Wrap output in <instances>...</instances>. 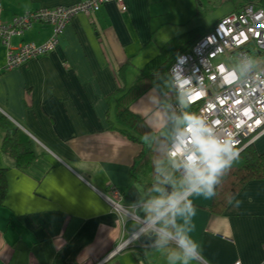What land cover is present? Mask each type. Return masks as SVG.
Wrapping results in <instances>:
<instances>
[{
    "label": "crops",
    "instance_id": "obj_1",
    "mask_svg": "<svg viewBox=\"0 0 264 264\" xmlns=\"http://www.w3.org/2000/svg\"><path fill=\"white\" fill-rule=\"evenodd\" d=\"M80 1L0 0V21L8 26L28 12ZM239 1L229 13L240 8ZM214 2L124 0V12L114 2L106 3L90 16L72 18L52 53L10 71L5 70L6 47L0 42V113L36 146V158L25 170L13 167L0 150V168L7 169V194L0 204V264H51L56 256L62 264H100L133 233L126 237L130 222L148 221V203H142L140 185L130 176L140 146L108 128L114 104L107 97L119 86L125 90L132 85L126 74L137 72V77L139 61L145 65L169 39L198 28L190 27L192 19ZM221 18L208 28L201 22L204 32ZM50 35V26L35 24L11 36L9 45L41 44ZM171 96L162 80L131 110L165 136ZM253 145L263 153L264 135ZM113 189L121 212L105 198ZM212 198L190 196L196 215L175 218L185 230L194 225L188 234L200 248L197 264H264V181L244 185L221 214L208 210ZM164 226L163 221L155 224ZM168 230L174 231L171 225ZM173 251H180L174 240L160 248L137 240L104 264H182L169 261Z\"/></svg>",
    "mask_w": 264,
    "mask_h": 264
},
{
    "label": "built area",
    "instance_id": "obj_2",
    "mask_svg": "<svg viewBox=\"0 0 264 264\" xmlns=\"http://www.w3.org/2000/svg\"><path fill=\"white\" fill-rule=\"evenodd\" d=\"M109 2H114L121 12L126 10L124 0H84L69 6L28 12L14 17L8 26L0 21V42L6 47L5 70L16 69L52 53L72 18L80 14L90 16ZM35 24L51 27V35L44 43L10 47L11 36H19ZM219 57H225V61L213 63ZM169 78L175 95L167 101L170 114L202 117L218 138L234 142L238 154L252 145L264 135V5L249 4L221 18L189 52L176 59L169 69ZM175 138L176 134L167 152L171 161L174 160L169 152L174 147ZM177 171L183 179V169L177 168ZM105 198L115 211H123L118 204L117 190H111V195ZM154 227L155 224L149 222L141 225L100 264L130 248Z\"/></svg>",
    "mask_w": 264,
    "mask_h": 264
},
{
    "label": "trees",
    "instance_id": "obj_3",
    "mask_svg": "<svg viewBox=\"0 0 264 264\" xmlns=\"http://www.w3.org/2000/svg\"><path fill=\"white\" fill-rule=\"evenodd\" d=\"M229 1L234 3L236 0ZM240 1L241 5L238 10L249 4L264 5L262 0L263 4L260 3V0ZM213 27L207 32L194 28L169 39L160 48L159 53L140 70L137 79L127 90H123L124 87L119 86L107 97V100L114 104L107 116L108 128L117 131L140 146V153L132 164L130 176L140 185L142 203H149L155 198L182 190V178L170 166L157 168L160 159H166L165 156L168 158L167 152L170 141L165 138L162 131L152 130L140 116L134 114L131 106L144 93L169 77V69L176 59L189 52L193 45L206 36ZM256 56H258L257 53ZM122 76V73L117 74L118 78ZM120 81L122 80L120 79ZM172 116L174 118L183 117L180 115ZM0 135L2 140L0 144L1 153L12 159L13 167L19 170L27 169L36 158L34 142L1 113ZM6 170V168H0V204L3 203L7 194ZM251 181H264V152L258 153L253 144L246 147L232 161L230 168L225 170V174L220 177V181L214 189L215 196L212 198V204L208 210L212 213H223L240 189ZM167 186L169 190H172L171 193L165 192ZM137 218L139 217L137 216ZM139 226L140 223L137 221L130 222L129 230L131 231L127 232L126 237L140 228ZM51 264H62L59 256L53 258Z\"/></svg>",
    "mask_w": 264,
    "mask_h": 264
},
{
    "label": "clouds",
    "instance_id": "obj_4",
    "mask_svg": "<svg viewBox=\"0 0 264 264\" xmlns=\"http://www.w3.org/2000/svg\"><path fill=\"white\" fill-rule=\"evenodd\" d=\"M178 124L174 147L169 155L174 160V167L183 169L182 190L151 200L145 206V212L150 224L163 221L165 225L156 232V246L160 248L174 240L180 250L171 252L169 261L180 260L182 264H197L200 248L188 234L194 229V225L185 230L183 226L176 224L175 218H193L197 209L189 197H214V189L220 177L239 154L233 141L218 138L213 128L198 115L187 114ZM185 223L188 221L185 220ZM168 225L174 231H169ZM140 240L141 238L139 242Z\"/></svg>",
    "mask_w": 264,
    "mask_h": 264
},
{
    "label": "rangeland",
    "instance_id": "obj_5",
    "mask_svg": "<svg viewBox=\"0 0 264 264\" xmlns=\"http://www.w3.org/2000/svg\"><path fill=\"white\" fill-rule=\"evenodd\" d=\"M260 3L263 4L261 0H260ZM231 6H232V3L229 0L226 2H223V3H218V4H217V0H215L214 7H209L205 12L203 11V13H200L196 17H194V19H192V22L190 23V27L191 28L198 27V29L200 31H202V32L206 31V29H203L204 27L201 26V22H204L205 28H208V24H210L213 21H216L218 18H221L222 16L228 14L230 12ZM224 61H225V57H219L213 63H219V62H224ZM143 63H144L143 61L142 62L139 61V63L137 65H135V68L136 67L139 69L143 68L145 66ZM141 64H143V65H141ZM129 68H131V66ZM131 69H133V68H131ZM136 74H137V72H136ZM136 74H131V73L126 74V75L130 76V78H131V79H129L130 83H128V84L131 85L135 82V80L138 77V75L136 77ZM163 82L167 86L168 92H170V94H172L171 98H174L175 97L173 94L174 90L171 87L169 77L163 79ZM166 113H167L168 118H170V120H167L168 121L167 124L164 125L163 127H164V132H165V138L167 140H169L170 137L172 138L176 134L177 127L179 126L178 122L183 117L174 119V117L169 112H167V109H166ZM169 141L171 142V140H169ZM168 148H169V146H168ZM165 158L166 159H164V160L160 159L162 161H160V160L158 161L159 163L157 165L158 166L157 168H165L166 166H170L174 170H176V172H177V168L174 167V161L169 160L166 156H165Z\"/></svg>",
    "mask_w": 264,
    "mask_h": 264
},
{
    "label": "water",
    "instance_id": "obj_6",
    "mask_svg": "<svg viewBox=\"0 0 264 264\" xmlns=\"http://www.w3.org/2000/svg\"><path fill=\"white\" fill-rule=\"evenodd\" d=\"M165 192L166 193H171L172 190H169L168 189V186H167L165 188ZM140 223H141V225H143V224H147L148 221H141ZM157 230H158V228L157 227H154L153 230L149 231L146 235H143L141 237L140 242L143 243V244H146V245H148V244H155L156 240L158 239V237L156 235Z\"/></svg>",
    "mask_w": 264,
    "mask_h": 264
}]
</instances>
